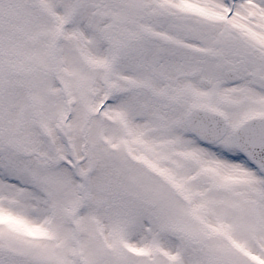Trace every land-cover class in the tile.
I'll list each match as a JSON object with an SVG mask.
<instances>
[{"label":"snow or ice","instance_id":"1","mask_svg":"<svg viewBox=\"0 0 264 264\" xmlns=\"http://www.w3.org/2000/svg\"><path fill=\"white\" fill-rule=\"evenodd\" d=\"M0 264H264V0H0Z\"/></svg>","mask_w":264,"mask_h":264}]
</instances>
